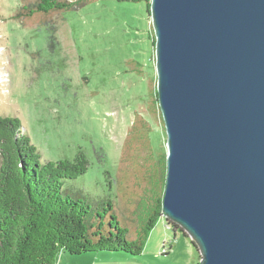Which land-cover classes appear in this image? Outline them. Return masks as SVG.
Here are the masks:
<instances>
[{
    "label": "rangeland",
    "instance_id": "rangeland-1",
    "mask_svg": "<svg viewBox=\"0 0 264 264\" xmlns=\"http://www.w3.org/2000/svg\"><path fill=\"white\" fill-rule=\"evenodd\" d=\"M25 3L0 0V115L18 118L41 162L85 154L86 172L63 179L64 193L127 208L162 162L166 169L146 2L89 0L19 16ZM171 223L161 215L138 255L62 251L56 264H198L199 251Z\"/></svg>",
    "mask_w": 264,
    "mask_h": 264
},
{
    "label": "water",
    "instance_id": "water-1",
    "mask_svg": "<svg viewBox=\"0 0 264 264\" xmlns=\"http://www.w3.org/2000/svg\"><path fill=\"white\" fill-rule=\"evenodd\" d=\"M161 215L198 264H264V0H150Z\"/></svg>",
    "mask_w": 264,
    "mask_h": 264
},
{
    "label": "trees",
    "instance_id": "trees-1",
    "mask_svg": "<svg viewBox=\"0 0 264 264\" xmlns=\"http://www.w3.org/2000/svg\"><path fill=\"white\" fill-rule=\"evenodd\" d=\"M86 1L26 0L18 15L51 16ZM143 1L149 11L150 0ZM162 163L127 208L109 200L92 205L62 191L63 179L87 170L81 150L72 159L41 162L18 118L0 115V264H56L62 251L140 254L161 216Z\"/></svg>",
    "mask_w": 264,
    "mask_h": 264
},
{
    "label": "crops",
    "instance_id": "crops-1",
    "mask_svg": "<svg viewBox=\"0 0 264 264\" xmlns=\"http://www.w3.org/2000/svg\"><path fill=\"white\" fill-rule=\"evenodd\" d=\"M66 260H68V258Z\"/></svg>",
    "mask_w": 264,
    "mask_h": 264
}]
</instances>
